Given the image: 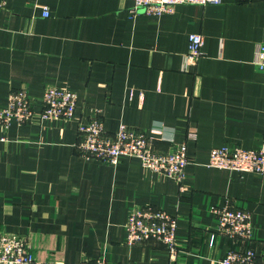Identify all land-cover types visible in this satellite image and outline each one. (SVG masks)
Masks as SVG:
<instances>
[{
	"label": "crops",
	"instance_id": "crops-1",
	"mask_svg": "<svg viewBox=\"0 0 264 264\" xmlns=\"http://www.w3.org/2000/svg\"><path fill=\"white\" fill-rule=\"evenodd\" d=\"M1 1L0 108L21 87L38 98L48 85L77 93L72 119L14 120L5 129L1 229L28 237L37 264H220L231 240L217 231L214 209L229 205L251 213V245L264 259V175L208 165L215 147L262 145L264 71L253 59L264 42V0L178 4L162 14L134 0ZM191 33L204 39L194 64ZM97 109L110 135L126 124L159 152L186 143L183 183L138 157L82 156L79 126ZM136 206L178 218L180 257L155 238L126 243Z\"/></svg>",
	"mask_w": 264,
	"mask_h": 264
},
{
	"label": "built area",
	"instance_id": "built-area-1",
	"mask_svg": "<svg viewBox=\"0 0 264 264\" xmlns=\"http://www.w3.org/2000/svg\"><path fill=\"white\" fill-rule=\"evenodd\" d=\"M136 8H144L148 13L162 14L173 11L178 4H221L223 0H134ZM0 0V7L3 6ZM44 16L50 14L44 7ZM204 44L200 33L189 35L187 59L191 64L202 55ZM253 63L264 71V42L258 43ZM37 102L41 109L36 110ZM77 106V93L69 88L48 85L41 97L21 87L10 93L8 105L0 108V142L6 141L5 129L16 120L25 124L35 120L62 118L72 119ZM4 129V130H2ZM81 155L118 164L122 156L138 157L142 166L160 174L175 178L183 183L185 168L189 162L188 145L178 144L174 150L159 152L151 143V136L144 130L122 124L114 135L107 133L100 110H94L88 123L79 126ZM208 165L241 172H253L264 175V137L258 149H245L239 145L215 147L211 150ZM183 189L184 186L182 185ZM217 217V231L231 240V245L220 264H264L256 249L251 245L253 223L251 213L244 209L231 208L229 205L214 209ZM126 243L133 245L149 238L162 241L172 260L181 256L182 251L177 237L178 218L162 209L150 206H136L126 222ZM213 241V239H212ZM0 264H37L25 235L12 233L0 228ZM78 264H127L113 262L105 257L95 260H83Z\"/></svg>",
	"mask_w": 264,
	"mask_h": 264
}]
</instances>
